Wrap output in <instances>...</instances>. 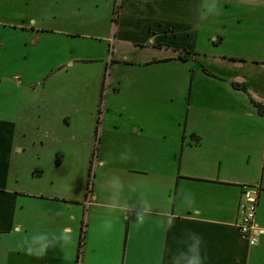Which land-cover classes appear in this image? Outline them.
Segmentation results:
<instances>
[{"label":"crops","instance_id":"1","mask_svg":"<svg viewBox=\"0 0 264 264\" xmlns=\"http://www.w3.org/2000/svg\"><path fill=\"white\" fill-rule=\"evenodd\" d=\"M77 1L3 0L9 12L0 23L25 36L27 55L45 49L43 37L65 39L66 47L55 42L50 49L60 53L85 33L75 22L100 15L98 4L82 9L80 3L92 6V0ZM105 1L113 42L149 52L136 58L122 48L111 59L112 68L136 73L112 76L103 110L94 111L90 124L94 134L102 124L98 146V136L72 120L87 115L77 105L56 113L73 129L43 128L22 144H15L12 128L3 131L0 264H172L187 252L192 234L201 238L202 264H264V112L258 108L264 104V0H215L216 8L232 6L223 18L218 10L203 15V0ZM66 51L70 56L57 62L65 72L102 60ZM20 147L46 152L29 169L36 182L48 177L44 189L18 185L11 157ZM74 150L87 157L71 158ZM113 176L124 185L122 202L138 212L144 211L141 200L150 205L142 223L135 213L108 212V197L117 189L106 181ZM245 190L257 198L254 244L237 226ZM110 216L113 227L106 229ZM61 233L67 243L41 257L28 253L30 245L38 248L33 237Z\"/></svg>","mask_w":264,"mask_h":264},{"label":"rangeland","instance_id":"2","mask_svg":"<svg viewBox=\"0 0 264 264\" xmlns=\"http://www.w3.org/2000/svg\"><path fill=\"white\" fill-rule=\"evenodd\" d=\"M2 2L3 0H0V16H6L9 9L4 7ZM77 2L79 4L81 1L78 0ZM105 3V0H92V6L86 2L80 3L83 10H88L90 7L91 9L95 8V4H98L96 8L100 15L95 21L75 22L76 26L85 28V33L81 37L75 38L76 40L67 41L68 45L70 44L71 46L69 48L74 50L73 54L98 55L102 60L86 62L90 64H76L73 71L78 74H73L72 68L68 72L57 68V62L64 59L65 56L66 58L70 56V52L66 51L69 48L60 53L50 52L55 42H59L58 46L64 47L66 44L65 39L43 37L39 45L45 49L41 50L39 48L38 55L32 54L31 51L27 55L26 47L24 46L25 36L18 30H11L3 22L0 23V131H2L0 143L4 144L6 142L3 131L10 128L14 131V136L17 137L15 144H22V141L25 143L31 142L43 128L54 130L62 128L63 130L73 129V124L65 127L57 119L56 113L64 109L65 105L68 106L66 109H69V106L75 107L77 105L76 107L81 109L83 113H87V115L72 120H76L75 123L81 122L88 136L92 137L96 134L98 137H96L95 141L98 146L99 131L102 129V124L99 123L98 133L96 132L95 134V128L91 127L90 124L93 122V117H95V115L93 116L94 111L100 108L103 110L104 97L106 98L107 92L109 89L111 90L110 83L112 76L114 77L116 74L123 73L124 78H127L136 73L133 68L129 69L125 67L122 69L120 67L118 70L116 67L112 68L110 66L111 59L115 56L116 51H120L122 48L126 52H131V56L136 58H142L149 52L134 50L131 45H121L118 47V43L113 42L115 24L112 22L111 17L107 15L108 5H105ZM217 10L223 18L225 15L232 13V6L226 8L221 5ZM253 12L255 13V11ZM108 36L111 38L107 39L106 37ZM28 40H31V37ZM72 41L75 42L72 43ZM112 45L115 46L112 47ZM36 78L39 81L42 79L44 82L26 83V79ZM99 86H101L104 94L102 95V101H100ZM32 100H35L34 103ZM88 112H92V115H88ZM128 120L126 117L123 118L122 124H127ZM119 122L121 124V121ZM95 124L93 125L95 126ZM121 127L120 129H122ZM6 137L8 141L12 140L8 136ZM70 148L71 150L74 149L71 146ZM69 156L71 158L78 157L84 159L87 157V153L82 150L78 154L74 150L72 153H69ZM111 157H114V154ZM40 158H47L46 152L40 155L29 148L22 150L21 147L16 149V152H13L11 171L18 174V180L19 182L21 181L18 185H21L22 181H24L26 182L24 186L30 189L29 186L33 184L36 187H33L32 190H39V187L44 189L48 185L47 176L36 182L29 175L30 167L34 166L33 163L39 161ZM80 160L78 159V161ZM92 171H94V165ZM92 173L91 179H93Z\"/></svg>","mask_w":264,"mask_h":264},{"label":"clouds","instance_id":"3","mask_svg":"<svg viewBox=\"0 0 264 264\" xmlns=\"http://www.w3.org/2000/svg\"><path fill=\"white\" fill-rule=\"evenodd\" d=\"M202 7L205 9L203 15H211L216 14V2L215 0H203ZM122 160L128 159V157L121 156ZM111 183L114 189H117L112 195L108 197V203L106 205L108 212L115 213L117 211H122L125 213H135V219L138 222H143L144 216L150 212V205L147 204L146 201H140V207L144 209L143 212H138L136 210V206L133 204H129L127 201L121 200V192L123 191L124 185L119 177L113 176L111 179L106 181V185ZM103 227L106 229H111L113 227V219L111 216L105 220ZM69 236L64 233L60 235H51L49 236H40L33 237L32 244L38 245V248L34 251L33 247L30 245L28 247V253L34 254L37 257L44 256L47 250L50 247H55L58 242L67 243L69 241ZM192 243L188 246L187 252L181 251L178 255H176L172 261V264H202L201 257L199 254V245L201 242V238L195 234L191 235ZM180 243H183L181 241Z\"/></svg>","mask_w":264,"mask_h":264},{"label":"built area","instance_id":"4","mask_svg":"<svg viewBox=\"0 0 264 264\" xmlns=\"http://www.w3.org/2000/svg\"><path fill=\"white\" fill-rule=\"evenodd\" d=\"M244 201L237 226L240 235L246 238L250 244H254L257 241L256 235L258 232L254 222L257 207L256 195H253L250 190H245Z\"/></svg>","mask_w":264,"mask_h":264},{"label":"trees","instance_id":"5","mask_svg":"<svg viewBox=\"0 0 264 264\" xmlns=\"http://www.w3.org/2000/svg\"><path fill=\"white\" fill-rule=\"evenodd\" d=\"M258 108L261 112H264V104H258Z\"/></svg>","mask_w":264,"mask_h":264}]
</instances>
